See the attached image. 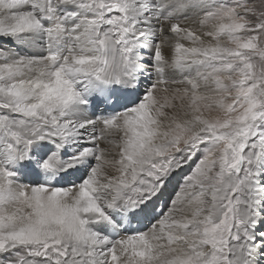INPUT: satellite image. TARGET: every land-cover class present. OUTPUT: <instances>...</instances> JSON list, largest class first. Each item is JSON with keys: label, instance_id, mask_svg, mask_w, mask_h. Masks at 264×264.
<instances>
[{"label": "snow or ice", "instance_id": "obj_1", "mask_svg": "<svg viewBox=\"0 0 264 264\" xmlns=\"http://www.w3.org/2000/svg\"><path fill=\"white\" fill-rule=\"evenodd\" d=\"M0 264H264V0H0Z\"/></svg>", "mask_w": 264, "mask_h": 264}, {"label": "rangeland", "instance_id": "obj_2", "mask_svg": "<svg viewBox=\"0 0 264 264\" xmlns=\"http://www.w3.org/2000/svg\"><path fill=\"white\" fill-rule=\"evenodd\" d=\"M186 171V170H185Z\"/></svg>", "mask_w": 264, "mask_h": 264}]
</instances>
